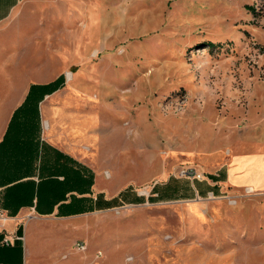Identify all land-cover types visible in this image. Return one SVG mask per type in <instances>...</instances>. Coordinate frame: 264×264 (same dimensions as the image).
<instances>
[{"label":"rangeland","instance_id":"374dc122","mask_svg":"<svg viewBox=\"0 0 264 264\" xmlns=\"http://www.w3.org/2000/svg\"><path fill=\"white\" fill-rule=\"evenodd\" d=\"M102 2L106 33L90 49V68L66 76L89 73V83L70 85L97 117L78 152L110 176L96 177L110 189L106 198L122 192V202L43 222L32 232L34 264H264V192L152 199L182 169L264 155V0ZM45 50L37 62L47 61ZM8 58L17 70L28 62L17 45L0 42V67Z\"/></svg>","mask_w":264,"mask_h":264},{"label":"crops","instance_id":"0c3cea01","mask_svg":"<svg viewBox=\"0 0 264 264\" xmlns=\"http://www.w3.org/2000/svg\"><path fill=\"white\" fill-rule=\"evenodd\" d=\"M102 14V0H0V42L17 45L28 60L18 70L9 58L0 67V210L9 217L0 225V264H34L32 232L43 222H71L122 202V192L106 198L110 189L96 178L102 173L78 152L91 140L90 125L97 117L91 118L83 93L70 85L89 83V73L66 76L72 68H90V49L100 46L106 33ZM45 38H50L46 50ZM42 50L48 54L44 63L36 61ZM61 76L56 91L43 88ZM199 173L202 181L176 177L155 186L152 199L193 201L234 188L264 192V155L232 156L216 170ZM14 233L22 241L3 246V237Z\"/></svg>","mask_w":264,"mask_h":264},{"label":"built area","instance_id":"2783aa9c","mask_svg":"<svg viewBox=\"0 0 264 264\" xmlns=\"http://www.w3.org/2000/svg\"><path fill=\"white\" fill-rule=\"evenodd\" d=\"M105 175H106V177L108 176L107 174H105ZM203 175L204 174L198 173V172H196L193 169H182V170L179 171L177 176L179 178H186L187 180L193 182V181H202L203 180ZM244 190H245V193L247 195L255 193L251 188H244ZM207 198L215 199V197L212 196V195H209ZM235 203H236V201L234 200L233 201V205ZM7 221H9V217L6 216V214L2 210H0V225L1 226L4 225ZM15 241H20L21 242L22 241V237L18 236L16 233L11 234V235H6L2 239V245L6 246V247L12 246ZM77 249L79 251L84 252L86 250V247H85L83 242H80V243L77 244ZM100 256H101V253L98 252L96 254V257L100 258Z\"/></svg>","mask_w":264,"mask_h":264},{"label":"trees","instance_id":"16d2710c","mask_svg":"<svg viewBox=\"0 0 264 264\" xmlns=\"http://www.w3.org/2000/svg\"><path fill=\"white\" fill-rule=\"evenodd\" d=\"M253 13H255L254 9H252ZM207 47H211L212 44H206ZM62 79L63 77H59L57 80H55L54 82H52L51 84L47 85V86H43V88H46L47 90H49L50 92L56 91L62 84Z\"/></svg>","mask_w":264,"mask_h":264},{"label":"bare ground","instance_id":"6f19581e","mask_svg":"<svg viewBox=\"0 0 264 264\" xmlns=\"http://www.w3.org/2000/svg\"><path fill=\"white\" fill-rule=\"evenodd\" d=\"M67 76H68V78H70V77H71V75H70V74H67Z\"/></svg>","mask_w":264,"mask_h":264}]
</instances>
